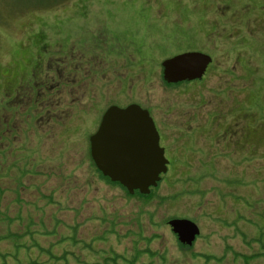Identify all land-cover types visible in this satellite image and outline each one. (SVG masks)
<instances>
[{
  "label": "rangeland",
  "instance_id": "obj_1",
  "mask_svg": "<svg viewBox=\"0 0 264 264\" xmlns=\"http://www.w3.org/2000/svg\"><path fill=\"white\" fill-rule=\"evenodd\" d=\"M186 52L213 62L168 87L161 63ZM131 104L153 114L170 160L148 202L89 184L79 166L105 111ZM9 143L4 169L18 149L33 173L17 193L0 183V212L31 213L57 264L65 251L69 264H244L236 254L259 251L246 242L264 213V0H0L1 149ZM172 219L199 226L192 246Z\"/></svg>",
  "mask_w": 264,
  "mask_h": 264
},
{
  "label": "water",
  "instance_id": "obj_2",
  "mask_svg": "<svg viewBox=\"0 0 264 264\" xmlns=\"http://www.w3.org/2000/svg\"><path fill=\"white\" fill-rule=\"evenodd\" d=\"M212 62L202 52L176 55L161 63L163 79L172 85L201 80ZM89 142L98 171L131 195H149L168 172L169 161L154 119L140 105L109 107ZM168 225L182 245L192 246L200 235L199 226L187 219H172Z\"/></svg>",
  "mask_w": 264,
  "mask_h": 264
},
{
  "label": "trees",
  "instance_id": "obj_3",
  "mask_svg": "<svg viewBox=\"0 0 264 264\" xmlns=\"http://www.w3.org/2000/svg\"><path fill=\"white\" fill-rule=\"evenodd\" d=\"M185 83H190V82H184V83L177 84V85L167 84V86L168 87L183 86ZM93 107H94L93 108L94 113L97 112L98 109L100 108L97 105H94ZM21 148L25 149L23 145ZM2 149L0 146V183L3 184L2 182L8 181L12 186L16 184V188L14 190L17 193L19 189H25L24 178L29 177L30 175H32L33 172L27 170V168L26 169L21 168V164L19 163V160L24 161L25 157L23 156L22 152L18 149L16 150V154H18V156L20 155L18 157V161L12 167L8 169H4V165L7 162V159H6L8 155L7 152L14 151L15 148L13 147V145H10L9 143V146L7 148H2ZM24 152L26 151L24 150L23 153ZM88 158L89 159L87 160V163L82 161L79 163V166L84 167V165L86 164L89 165V177H90L88 180L89 184H98V182H104L113 188L118 187L120 190L122 189L123 191L126 192V194L129 197L136 196L142 199L144 202H148L149 200L153 198V193L150 195H142L139 192H136L135 196H130L127 190L123 186H121L119 183H113L109 178L104 177L102 173L98 171L94 162L92 161L91 155H89ZM14 168H19L18 170L19 175L15 176L14 178H11L8 176V173L13 171ZM69 182L70 183H67V184H72V179H69ZM3 190L4 189L1 187L0 191L4 192ZM8 190H9V187H8ZM53 199H54V196L49 197L48 200L53 201ZM247 201L248 200L246 199L244 200V202H247ZM14 202L18 203L20 202V200L18 199V201H14ZM57 204H61V203L57 202ZM245 205L247 204L245 203ZM247 206L252 209L253 207H256V203H253V204L250 203ZM256 217L257 219L260 220L259 221L260 224L257 223L259 235L253 240L252 244L251 242H246V243L248 246L257 244L259 251L254 252L253 254H250L249 256L244 255V254H236L242 259L244 264H256V263L258 264V262H260V264L264 263V213H256ZM33 222H34V217L31 213H29L26 216L17 214V216H14V218H11L9 214H7V208L5 212H0V244H3V242H7L10 245V250H11V252H6V253H2L0 251V264H23L24 262L21 258L23 254L22 252L26 253L28 257L27 262L24 264H57L58 262L62 261V259H58V260L56 259L57 257H55V255L53 254V250L50 251L49 249H45L38 242V238L36 236L38 231H34ZM72 232H73L72 235L69 238H67L65 241L67 242V244L75 246L77 241L75 239L74 233L76 232V230L73 228ZM89 244L90 246L87 244L84 245V247H86L85 249H91L92 251L95 252L96 255H100V253H98L99 251H95L96 249L92 248L91 243ZM36 251L39 255L37 254L38 256L36 258H33L30 255V252L35 253ZM106 254L107 253L104 252L103 257H105ZM45 256L47 257V260H44L43 257ZM69 256H70L69 252L65 251V254L63 255V258H64L63 260L67 261L68 264L70 263ZM136 257L134 258V260H126L124 264H134V261L136 262L135 260ZM42 259L44 260V262H42ZM110 260H112L113 263L115 262L117 264H120L117 260V257H113ZM108 263H110L109 259H106L104 264H108ZM94 264H101V261H97Z\"/></svg>",
  "mask_w": 264,
  "mask_h": 264
},
{
  "label": "flooded vegetation",
  "instance_id": "obj_4",
  "mask_svg": "<svg viewBox=\"0 0 264 264\" xmlns=\"http://www.w3.org/2000/svg\"><path fill=\"white\" fill-rule=\"evenodd\" d=\"M150 112V111H149ZM150 114H151V116H152V118L154 119V122H155V124H156V127H157V130H158V132H159V135H160V145H161V147H163L164 149H165V156H166V152H167V150H166V147L164 146V145H162V142H163V135H162V132H161V130H160V128L158 127V123H157V121L155 120V118H154V116H153V114L150 112ZM167 158V157H166ZM168 159V158H167ZM168 161H169V165H170V160L168 159ZM169 165H168V167H169ZM166 174H168V172L166 173ZM165 174V175H166ZM161 180H162V175H161ZM161 182V181H160ZM159 182V183H160ZM159 185V184H158ZM154 189V188H153ZM152 189V190H153ZM151 190V191H152ZM151 252H152V250H151Z\"/></svg>",
  "mask_w": 264,
  "mask_h": 264
}]
</instances>
